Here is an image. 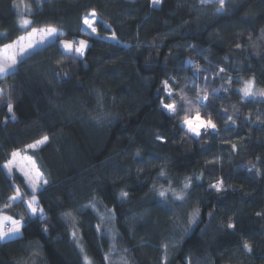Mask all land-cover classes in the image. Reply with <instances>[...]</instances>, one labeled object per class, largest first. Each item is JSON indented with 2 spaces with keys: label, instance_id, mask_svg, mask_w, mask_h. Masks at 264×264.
Returning <instances> with one entry per match:
<instances>
[{
  "label": "trees",
  "instance_id": "16d2710c",
  "mask_svg": "<svg viewBox=\"0 0 264 264\" xmlns=\"http://www.w3.org/2000/svg\"><path fill=\"white\" fill-rule=\"evenodd\" d=\"M25 2L33 9L25 14L33 21L27 31L53 26L64 33L60 40L84 39L89 47L74 58L51 42L0 79V166L13 150L49 137L27 153L48 181L37 192L45 219L29 218L24 203L7 209L27 223L21 237L0 242V264H85V256L107 264L105 254L111 262L124 256L133 264H161L164 244L167 264H264V97L245 100L239 92L250 77L264 90V0H227L223 15L199 0ZM93 9L97 36L82 31ZM21 13L14 0H0V33L7 32L0 47L26 35ZM188 61L208 71L197 79ZM164 80L175 115L161 108L162 99L173 103ZM181 89L193 100L207 91L200 118L211 117L217 131L193 137L181 126L185 112L194 118L197 110L180 100ZM186 177L193 178L188 199L161 202L153 185L171 183L179 191ZM218 179L227 191L209 188ZM16 186L30 194L17 171L9 177L0 167V208ZM92 202L96 210L85 207ZM195 207L199 220L185 234ZM101 211L112 218L101 222Z\"/></svg>",
  "mask_w": 264,
  "mask_h": 264
},
{
  "label": "snow or ice",
  "instance_id": "6c2138e0",
  "mask_svg": "<svg viewBox=\"0 0 264 264\" xmlns=\"http://www.w3.org/2000/svg\"><path fill=\"white\" fill-rule=\"evenodd\" d=\"M39 2V0H38ZM161 3V0H152L153 6H157ZM226 3L227 0H199V4L201 7H205L208 5H216L215 14L223 15L226 11ZM23 5L24 12L20 14V19L18 20L19 28L21 30H26V35H20L11 43H5L2 47H0V79L6 78L10 75H14L19 63H21L25 58H27L30 54L36 52L37 48L40 45L45 44L49 39L53 41H59L63 49L67 54L74 58L83 57L85 54V49L89 47L88 42L85 40L72 41V40H60V37L64 35L63 32L58 30L53 26H46L42 28L31 27L30 31L29 26L33 24L31 19L25 18V14L31 12L30 5L25 3V0H14V7L19 8ZM82 22L87 26V29H90V35L93 33H97V28L95 24L97 23V13L95 9H93L88 15H85L82 18ZM110 27V26H108ZM83 31V29H82ZM0 37H7V32L0 33ZM110 39L116 40V33L113 31L111 33ZM261 39H264V34H262ZM117 43L119 41L117 40ZM237 47H240L237 44ZM191 67L195 68L196 71L194 73L195 78H199L202 72H207V69H201L198 64H193L191 61L186 62ZM225 69L221 68L220 72H224ZM205 82H207L208 77H204ZM228 82L231 83V78H228ZM163 90L166 93L169 99H173V103H164L163 99L161 100V108L162 110H166L169 115H175L178 113V108L176 106V101L174 99V93L171 87L169 86V81H163ZM202 90H198L196 93L195 100L190 99L184 93L183 89H181L179 95L180 100L188 104L192 107H195L196 115L194 118H190L188 112H185V115L182 118V127L187 129L188 133H191L193 137L201 136V129L204 132H208L209 130L217 131L216 124L212 121L211 117H209L206 121L200 118L199 107L206 106L205 101H208L209 96L206 90H203V95H201ZM220 89H213V92L218 93ZM224 91H228V89H224ZM5 92V89L0 87V96H2ZM240 94L242 95V99L248 100L255 98L257 96L264 97V90H255V78H250L248 80L243 81V87L239 89ZM7 107L9 113H12V119H15V115L13 113V104L11 98L7 100ZM227 119L232 121L234 124L235 121L232 120L231 116H228ZM156 139L158 141H163V137L157 136ZM49 141V137L47 135L43 136L41 139L36 140L33 143L27 144L23 149L13 150L10 153V158L0 167L6 170V173L9 177L12 176L14 170L18 171L26 183L28 189H30V194L28 192H22L20 187H15V194L8 198V202L4 205V208H0V242L11 241L13 239L19 238L22 235V228L26 225L27 221L24 216L21 215L18 219L7 213V209L12 208L15 203H24L26 204L27 210L29 212V218H38L41 220L45 219L44 209L40 206V201L37 198V192H41L44 189V186L48 184V181L44 179L43 173L37 168L35 160L31 155L27 153L29 151H35L39 149L42 145H45ZM237 148L236 144L232 145V149L235 150ZM136 156L139 157L140 153L137 152ZM209 163H215V161H209ZM253 167H255L253 165ZM251 171V169H249ZM258 171V170H257ZM159 175L161 177L165 176L166 173L161 170ZM201 177H196L195 179L199 180ZM192 177H186L185 182L183 184V188L179 191L176 188L171 186V183L167 188L163 186L157 188L153 185V189L156 191L157 196L160 198L161 202L167 203L171 199V203L175 204L177 202L184 203L187 199V192L191 188L192 185ZM210 189H214L216 192L227 191L224 185V181L222 179L216 180L215 183L209 185ZM171 194V197L169 196ZM121 199H126L128 197V192L121 191L120 192ZM91 207L93 210H96L95 202L90 203L85 206ZM111 211V210H109ZM71 214L66 213L65 216L69 217ZM213 215V213H209V216ZM257 215H261L257 213ZM200 217V209L199 207L193 208L192 212L189 214L187 224L188 228L184 229L185 234L189 230V228L197 224ZM111 216H101V222L105 219H111ZM229 229L235 228V224L229 222L227 224ZM97 231L101 230V225L98 224L96 226ZM43 231L47 232V228H44ZM75 232L73 233V237L75 238ZM112 239L115 240V236H112ZM113 248L115 245L113 244ZM244 248L251 252V246L248 243L244 244ZM164 255L161 258V264H167L168 261V244H164L162 246ZM81 251L83 252V248L81 247ZM125 252L127 249L124 250ZM85 264H93L91 259L87 256L84 257ZM104 259L109 261V264H112L110 261L109 255L105 254ZM119 264H130V262L124 257L121 256V260ZM186 264H191V260H187Z\"/></svg>",
  "mask_w": 264,
  "mask_h": 264
},
{
  "label": "rangeland",
  "instance_id": "374dc122",
  "mask_svg": "<svg viewBox=\"0 0 264 264\" xmlns=\"http://www.w3.org/2000/svg\"><path fill=\"white\" fill-rule=\"evenodd\" d=\"M26 3V2H25ZM26 4H28L29 5V3H26ZM30 7H31V5H30ZM17 8V7H16ZM17 10H22V12H24V9H23V5H21L19 8H17ZM33 9H32V7H31V11H32ZM99 19L97 18V21H98ZM95 27H96V24H95ZM83 32L84 33H87V34H89L90 32H91V30L90 29H87V26L86 25H84L83 24ZM92 36H97L98 34L97 33H93V34H91ZM111 37V36H110ZM110 37L108 38L109 40H112V41H114L113 39H110ZM80 40H84V39H80ZM51 41H53V40H51V39H49L45 44H42V45H40L39 46V48H37V50L38 49H40V48H42V47H44L46 44H48L49 42H51ZM251 78V77H250ZM249 78V79H250ZM246 80H248V79H246ZM242 87H243V83H242ZM241 87V88H242ZM255 90H257V91H259L260 89L257 87V85H256V83H255ZM255 98H263V97H260V96H257V97H255ZM252 99H254V98H252ZM202 119V118H201ZM204 120V119H203ZM203 131V129H201V132ZM43 146V145H42ZM41 146V147H42ZM29 155V154H28ZM36 163V162H35ZM36 166H37V164H36ZM38 168V167H37ZM39 169V168H38ZM15 171V170H14ZM18 172V171H17ZM19 173V172H18ZM20 174V173H19ZM21 175V174H20ZM22 176V175H21ZM45 179V178H44ZM101 213V215L102 216H107V211H101L100 212ZM108 213H111V211H108ZM22 231V230H21ZM22 234H23V231H22ZM121 257V256H120ZM120 257L119 256H117L115 259H114V261L112 262V264H119V262H120ZM130 262V261H129ZM106 263L107 264H109V261H106ZM130 264H133L132 262H130Z\"/></svg>",
  "mask_w": 264,
  "mask_h": 264
},
{
  "label": "crops",
  "instance_id": "0c3cea01",
  "mask_svg": "<svg viewBox=\"0 0 264 264\" xmlns=\"http://www.w3.org/2000/svg\"><path fill=\"white\" fill-rule=\"evenodd\" d=\"M61 32H62V31H61ZM51 42H54V41H51ZM51 42H49V43H51ZM49 43H48V44H49ZM46 45H47V44H46ZM46 45H45V46H46Z\"/></svg>",
  "mask_w": 264,
  "mask_h": 264
}]
</instances>
